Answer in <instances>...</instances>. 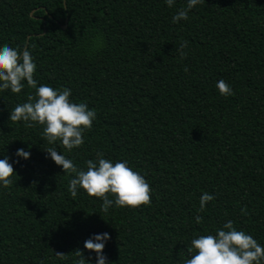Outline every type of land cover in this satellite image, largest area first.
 I'll return each instance as SVG.
<instances>
[{
    "label": "trees",
    "instance_id": "obj_1",
    "mask_svg": "<svg viewBox=\"0 0 264 264\" xmlns=\"http://www.w3.org/2000/svg\"><path fill=\"white\" fill-rule=\"evenodd\" d=\"M187 3L0 0V48L28 45L37 87L69 88L97 113L69 152L49 145L43 126L10 121L35 96L26 81L19 94L0 91V159L16 172L0 185V264H73L77 249L97 264L84 243L102 233L108 264H184L191 240L228 220L264 247V0H203L173 23ZM220 80L235 95L222 96ZM47 147L81 170L98 151L128 161L151 186V206L105 213L83 189L73 198L74 174ZM205 192L215 199L198 212Z\"/></svg>",
    "mask_w": 264,
    "mask_h": 264
},
{
    "label": "clouds",
    "instance_id": "obj_2",
    "mask_svg": "<svg viewBox=\"0 0 264 264\" xmlns=\"http://www.w3.org/2000/svg\"><path fill=\"white\" fill-rule=\"evenodd\" d=\"M165 3L171 8L175 0H165ZM202 3L203 0H188L187 7L180 8L173 16V23L188 20L189 11ZM187 44V41H183L178 49L182 57L186 56L183 49ZM36 69L28 45L22 51L7 44L0 48V91L10 89L12 93L19 94L25 87L24 81L30 89H35V96L29 94L26 103L17 104L11 110L10 121H24L27 127H35L37 124L43 126L42 136L49 145L59 141L71 152L84 144V132L91 131L97 113L85 103L73 102L69 88L54 89L47 85L37 87L34 78ZM185 71L188 69L185 68ZM216 87L222 96L235 95L224 80L218 81ZM43 149L56 165L62 166L66 174H74L68 187L73 198L77 197L78 189H83L90 197L103 202L101 211L105 213L113 206L131 209L151 206V186L143 175L129 166L128 161L113 163L104 158L103 152L98 151L96 160L89 159L86 161V170H81L72 160L59 154L55 147ZM16 156L27 160L30 152L21 148L17 150ZM16 162L19 163V160ZM14 174L16 172L9 159H0V185L9 188L13 184ZM214 199L212 194L203 193L198 212L205 211L206 205ZM242 212L248 214L246 208ZM195 219L197 224L203 221L200 215ZM215 232V235H201L191 240V246L188 247L191 258L186 259L184 264H264V247L251 235L237 230L233 221L228 220ZM109 239L108 233L95 234L84 243L87 250L97 254V264H108L104 249ZM56 255L61 260L67 259L63 253L56 252ZM74 256L76 259L73 264H86L85 255L80 249L74 251Z\"/></svg>",
    "mask_w": 264,
    "mask_h": 264
},
{
    "label": "water",
    "instance_id": "obj_3",
    "mask_svg": "<svg viewBox=\"0 0 264 264\" xmlns=\"http://www.w3.org/2000/svg\"><path fill=\"white\" fill-rule=\"evenodd\" d=\"M63 27L66 28L67 27V24H65Z\"/></svg>",
    "mask_w": 264,
    "mask_h": 264
}]
</instances>
